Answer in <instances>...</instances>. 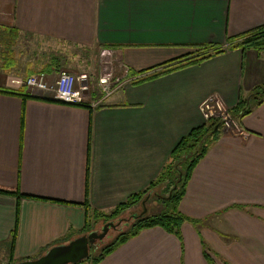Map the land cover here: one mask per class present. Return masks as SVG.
Here are the masks:
<instances>
[{"label":"crops","instance_id":"1","mask_svg":"<svg viewBox=\"0 0 264 264\" xmlns=\"http://www.w3.org/2000/svg\"><path fill=\"white\" fill-rule=\"evenodd\" d=\"M262 26L264 0H0V191L21 197L0 194V264L82 236L86 213H109L145 190L180 139L208 120L220 128L185 185L181 239L143 230L97 264H264V51L229 49L126 82L95 109L24 85L57 71L54 56L32 69L29 39L114 47L115 62L142 78L190 57V46L226 47ZM207 101L222 107L208 120Z\"/></svg>","mask_w":264,"mask_h":264},{"label":"trees","instance_id":"2","mask_svg":"<svg viewBox=\"0 0 264 264\" xmlns=\"http://www.w3.org/2000/svg\"><path fill=\"white\" fill-rule=\"evenodd\" d=\"M111 48L114 47H103L102 49H97L101 51L103 49L112 50ZM189 48L193 49L190 57H186L185 59H182L180 61H175L174 63H171V65L165 66L164 68L160 69V71L154 72L148 76L142 78L135 77V80H132L130 83L133 86L141 85L146 82H150L163 76L172 74L179 70H183L190 66L200 65L206 60H209L214 56L220 55L229 49L235 50L241 48L242 51L246 49H253L259 52L264 51V26L253 30L237 39L229 38L227 40L226 47L199 45L190 46ZM58 64V59L56 58V63L54 64L56 65L54 67L56 70ZM46 72H51V69L46 70L44 73ZM140 74L141 73H138V75ZM127 77L132 78L133 75L128 71ZM115 85L117 84L115 83ZM90 92L91 96L97 95V92H93L91 90ZM235 110L236 112L242 113L246 111L245 101L240 99L238 105L235 107ZM207 122L208 123L200 127L194 128L186 136L180 139V141L170 153L168 161L162 168L158 177L152 183H150V185L145 190L137 194L131 195L125 202L117 205L109 214L94 210H91L89 215L88 213H86V223L88 222V226L90 216L95 218V220L101 219L105 222H108L118 217L121 213L125 212L126 210L132 208L140 201H144L145 199H147L149 196V192L153 191L156 188L163 186L164 195L166 194L165 196L163 195V197H160L161 205L160 210L158 212L152 215H148V213L146 212L145 215L140 218H137L133 222L132 226L130 227V230L127 233L118 236L117 239H115L97 255L94 254V251L97 249L98 246L94 244L92 249H90L89 259L86 260L84 263H99L120 245L124 244L129 239L137 236L141 231L147 229L160 228L166 233L173 234L174 236L181 239L180 228L182 224L186 222V219L178 212V206L184 195L185 185L190 175L192 174L194 168L198 165V163L202 160V158L208 151L209 145L212 141L211 137L216 136L220 128L219 122H210L209 120ZM88 171L89 165L87 164V173ZM0 194L14 195L17 197V199H19L20 197V195H18L17 193L0 191ZM80 206H83L85 209L88 208L87 197H85L84 203H82ZM16 215H18V207ZM81 231L87 233L88 230H84L83 228ZM15 234L16 229L12 233L13 240L15 238Z\"/></svg>","mask_w":264,"mask_h":264},{"label":"rangeland","instance_id":"3","mask_svg":"<svg viewBox=\"0 0 264 264\" xmlns=\"http://www.w3.org/2000/svg\"><path fill=\"white\" fill-rule=\"evenodd\" d=\"M29 41V51L30 56L32 57L31 60L38 59L37 64L32 67L33 70H38L39 68L51 63V58L54 56L58 59L59 63L57 71L64 70L76 76L84 75L87 79L90 90L93 92H98L97 94L99 96L97 79L100 74L101 51H99L97 47H76L73 45H68L66 43H53L49 40H40L37 38L36 40L29 39ZM29 41H26V43ZM20 45L24 46L25 44L22 45L20 43ZM114 70L117 72L119 71L118 64L114 66ZM112 99H114V97H112ZM163 195V186L156 188L153 191L149 192V196L147 199H145L144 201H140L132 208L126 210L118 217L108 222H105L101 219L95 220V218L90 216L89 226L88 222H85L84 227V230H88L87 233L81 231V233H79V236L87 235L88 233L100 234L102 232V228L105 225L109 223L113 225L112 228H109L106 236L102 240L96 241L94 243L98 246L94 251V254L97 255L105 247H107L110 243L117 239L118 236L127 233L130 230L133 222L137 218L142 217L146 212L148 213V215H152L158 212L161 205L160 197H163Z\"/></svg>","mask_w":264,"mask_h":264},{"label":"built area","instance_id":"4","mask_svg":"<svg viewBox=\"0 0 264 264\" xmlns=\"http://www.w3.org/2000/svg\"><path fill=\"white\" fill-rule=\"evenodd\" d=\"M113 54L112 50H101L100 74L97 79L99 98L95 101L92 99L86 77L76 76L64 70L56 71L53 81L50 80L51 76L44 73L30 75L25 79L24 85L30 93H51L52 100L56 103L72 107L98 108L118 92L124 83L135 80V77L128 78L127 69L120 65L118 72L114 70L118 63L115 62ZM200 110L208 120L215 110L220 113L222 107L220 102L207 101L202 103ZM225 118L226 115L223 119Z\"/></svg>","mask_w":264,"mask_h":264},{"label":"water","instance_id":"5","mask_svg":"<svg viewBox=\"0 0 264 264\" xmlns=\"http://www.w3.org/2000/svg\"><path fill=\"white\" fill-rule=\"evenodd\" d=\"M111 223L102 228L100 234L89 233L75 238L67 244L56 245L50 248L44 255L35 260H26L15 264H80L89 259L90 249H92L96 241L102 240Z\"/></svg>","mask_w":264,"mask_h":264}]
</instances>
